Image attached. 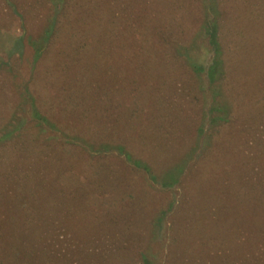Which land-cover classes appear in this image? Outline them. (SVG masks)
<instances>
[{
  "label": "rangeland",
  "instance_id": "obj_1",
  "mask_svg": "<svg viewBox=\"0 0 264 264\" xmlns=\"http://www.w3.org/2000/svg\"><path fill=\"white\" fill-rule=\"evenodd\" d=\"M152 1L101 0L110 11L103 26L110 20L116 24L96 31L101 34L97 39L70 38L71 28L66 31L62 19L50 52L34 64L30 44L21 59L19 52H11V57L8 52L23 36L39 42L51 4L0 0V137L9 132L13 137L0 142L1 218L5 221L7 213L14 212L11 204L5 206L6 200L13 201L7 193L16 205L13 216L25 220L26 211L18 208H28L37 219L32 228L50 233L54 249L65 255L64 264H139L137 253L151 248L162 257L160 264H170L166 253L175 232L171 225L178 224L179 237L184 234V206L175 213L186 186L163 189L157 182L149 187L148 175L133 169L125 155L111 147L124 146L157 176L186 155L197 160L191 176L196 173L199 182L209 181L210 223L197 239H180L182 248L192 246L191 257L181 254L172 264L185 259L190 264H264V0L240 1L246 52L230 54L228 68L236 69L232 85L242 93L227 98L232 86L228 79L219 102L211 100L212 88L201 93L190 68L205 63L207 54H194L191 46V59L179 54L180 62L168 42L161 46L167 24L143 25L138 20L155 4ZM149 29L155 37L148 36ZM146 39L159 48L133 54ZM24 86L34 109L51 126L42 129L33 123L30 103L20 98ZM213 110L222 118L232 112L231 119L210 124ZM217 129L213 148L201 159L208 134ZM104 146L109 153L100 155ZM25 194H30L26 200ZM161 212V233L149 238ZM9 230L0 226V234ZM119 244L128 249L115 247ZM113 249L121 250L119 262L101 261L99 257L107 258Z\"/></svg>",
  "mask_w": 264,
  "mask_h": 264
},
{
  "label": "trees",
  "instance_id": "obj_2",
  "mask_svg": "<svg viewBox=\"0 0 264 264\" xmlns=\"http://www.w3.org/2000/svg\"><path fill=\"white\" fill-rule=\"evenodd\" d=\"M48 1L51 4V13L47 23L48 25L46 26L43 35L41 36V38H39V40H37L39 42H37L36 44V42H34L32 39H28V41H26L23 36L17 39V42L13 45L10 52H8L9 57H11L13 54L11 52H19L20 54L17 55L18 58L21 59L24 49L27 47V44H30L33 48L32 62L34 64L38 62L42 58L43 54H48V52H50L49 44L52 38L59 37V33L61 32V29H59L58 27L60 25L59 21L64 18L68 24L65 27V30L67 31L71 28L70 38L75 37L76 39L80 40H84L85 36L89 35L97 39L101 34H96V31H103L104 27L109 26L111 28L112 25L116 24V21L110 20L108 21L109 24L107 23L103 26L102 23L110 18V11L109 8H106L104 6V4H101V0ZM240 1L241 0H156L154 5H151V7L147 11V8L145 9V11L143 10L137 17L138 20L140 17V21L142 20L140 23L143 25H145L149 21H151L152 23L157 21L167 24V26L165 27L167 31L164 32V34L168 36H166L167 39H164L161 46L164 47L166 42H168L169 46L173 50L172 52L176 54V57L180 59V62L182 61V57H180L179 54L181 56H183L184 54V58L187 59H191V54H193V51H195L194 54H207V59L204 55V59H206L205 63H196L191 65L190 68L193 72L192 75L198 77V82L200 83V85H202L199 88L201 93L204 91V89L206 90V88V91L212 88L214 94L213 99L211 100H217V102H219V99L221 100L220 92L226 88V85L224 83H226L228 79L231 85L237 81L231 80V77L236 73L234 72V70L236 69L228 68V66L231 65L229 64V55L245 54L246 52V42L244 43L243 41H245V38L247 36L246 32L244 31L245 25L242 18L243 7L240 5ZM193 5L195 7L192 10L190 7ZM125 7L127 9L129 8L127 5ZM188 8H190L191 10H188ZM157 27L158 26H154L155 30H158ZM115 30L116 29L113 28V30H111V33L114 34ZM152 32V29L148 30L147 34L149 37ZM151 36L155 37L154 34H152ZM127 37H130L128 30ZM146 41L147 43H144V40H141L144 45L141 46L142 48L140 50L138 48V51L137 49L133 50V54H149L152 53V51H154L155 49L159 48L157 45L151 46V44L149 43V39H146L145 42ZM242 42L245 45H242ZM79 46L83 47L82 45ZM191 46L194 47L193 51ZM227 75H229L230 78ZM21 90L22 93L20 98L24 96V102H27L28 104L30 103L29 107L30 113L33 116V123L42 129L46 126H51L48 120L45 117H42L39 112L34 109L35 105L33 103L32 96L26 89V86L22 87ZM25 90L29 94L26 92L24 93ZM218 92L219 96L217 95ZM241 93L242 91L239 86L232 85L227 90V94L229 96L227 98L239 97L241 96ZM211 94L212 93L209 94L210 98ZM215 109L218 110L219 113L221 112L220 107H216ZM216 110L210 111V124L218 122L227 123L229 121V117L231 119L232 112L230 114L229 111H226V118H222L219 115H213ZM251 120L252 119H248L249 122H251ZM216 133H218V129L216 131L212 130V133L208 134L209 138L203 145L202 154L204 155L201 156V159L203 158V156L205 157V154L210 149L213 148V144H211L210 142L211 138L213 139L214 137H217L218 134ZM11 134L12 132L2 135L0 137V142H9L13 138L11 137ZM47 146L48 144H46V147ZM54 146L57 148L56 144ZM107 147L104 146L103 150L106 151L102 150L101 152H99V154H108L109 152L107 151V149L109 147ZM111 148H115L114 150L119 151L120 154L123 153L126 157V159L124 158L125 161H127L126 163H130L133 169H135L136 171H142L148 175V178H150L152 181L151 185H149V183L147 182V185L149 187L154 186L155 183L157 184V182L163 189H172L176 185L180 184L186 186V189L184 190L182 196L183 200L181 201L180 207L175 213V216H177V213L184 206L183 210H185L186 213H184V218H180V222H182L180 226H183L181 227V230L184 231V234L179 237V234H181L182 232L180 231L178 224L176 226H174V224L171 225L172 232H175L172 243L169 246V252L166 253V260L170 264H172V262L175 260L179 262V256H181V254H183V258L189 259L191 257L192 246L190 247V250L182 248L179 243L180 239L182 237L192 239L190 238L191 235L194 236L193 238L197 239L201 235L200 232L207 229L208 223H210V218L207 213L208 204L206 201L210 188L208 184L209 181L207 182L206 180H203L202 182H199L198 179H200V176H196V173L195 177L191 176V172L193 170L192 166L193 164H195V162H197V160L193 162V158L182 155L180 157L179 163L166 169V171H164L162 175L157 176L151 171L146 163H144L141 159L135 157L129 151H126L124 146L118 145L112 146ZM191 159L193 162L192 164ZM216 168L218 167H213V169ZM5 195L9 200H13L11 203L6 200L7 203H5V206L7 204H11L14 207L15 212L16 205L14 206V199H10L7 196V193H5ZM22 197H24V199L26 200L30 197V194H25ZM18 209H20V212L26 211L25 220L21 221L20 219H17L15 216H13V212L11 214L7 213V217L9 218H5L4 221V218H1V215L3 213L0 212V226L4 224L5 226H8L10 228L7 234H0V264L66 263L65 255L58 254L52 246L54 245V241L51 239L50 233L45 234L46 232L41 230V227L39 232L38 230H34L32 228L34 227L33 222H36L37 219L35 216L30 215L28 208H26L25 210H23L22 208ZM216 210L218 209L216 208ZM160 214L161 215L157 217V221L155 222V228L157 227L155 233L154 231H152L149 238L154 236L155 234L158 235V232L159 235L161 233V229L159 228L162 227V219L165 215V212H161ZM212 222L214 225L215 223L213 220ZM172 227H174V231ZM109 234L113 235V233ZM115 247H119L123 251L128 249L122 244L116 245ZM120 249H118L119 251H115L114 249L111 250L107 258H105L103 254L99 258L103 262H119V259L122 258ZM246 249H249V251L251 249V244H249V242ZM156 254L157 253L153 252V248L146 252H138V263L160 264L162 257H160L159 254ZM157 256L159 257V262ZM192 256L195 257L197 256V254L193 253ZM186 259L183 262L177 264H190Z\"/></svg>",
  "mask_w": 264,
  "mask_h": 264
}]
</instances>
